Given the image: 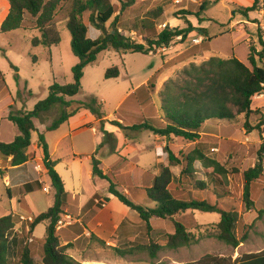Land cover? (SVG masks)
<instances>
[{
    "label": "trees",
    "instance_id": "obj_1",
    "mask_svg": "<svg viewBox=\"0 0 264 264\" xmlns=\"http://www.w3.org/2000/svg\"><path fill=\"white\" fill-rule=\"evenodd\" d=\"M10 12L6 20L0 27L2 33H9L16 30L25 29V23L30 18L34 24V29L39 35L32 39L34 47L52 48L60 45L62 38L59 26L55 18L59 9L67 2L71 1V10L63 24L71 34V50L79 62L72 68L73 82L65 85L54 83L49 88V95L46 99L40 101L32 111L10 112L8 120L15 124L20 131V135L9 144L0 142V155L4 158V169H0V177L3 176L7 168V161L11 167L32 165L33 159L30 158L28 151L32 146V133L36 131L34 121L45 119L47 113L55 109L61 110L58 119L54 120L47 128V132L58 130L71 117L82 110H88L97 120L105 118L102 103L92 97L87 101L68 100L74 98L82 90V80L85 75V69L94 65L100 54L106 51L125 52L131 54H142L148 56L155 51L154 48L169 46L178 36L186 39L188 35L197 31L187 16L196 17L199 22L208 21L202 19L208 6L204 3L199 7L197 13L182 11L181 16L186 27L184 29L166 27L162 32L156 34L155 25L150 21L143 22L140 27L143 30L151 31L150 37L144 36L143 42L139 43L131 37L123 35L119 31V15L116 7L111 0H8ZM122 4L121 14L126 8L135 4L136 0H128ZM261 0H255L251 7H238L233 11V16L240 15L245 20H250V14L259 9ZM89 13V22L91 26L101 32L99 38L92 40L88 37V28L84 21V15ZM150 16H153L150 14ZM28 17V19H27ZM111 24V28L107 25ZM128 28V27H127ZM27 30V29H25ZM206 30L202 29L204 33ZM261 51L250 46L248 61L250 67L244 65L236 58L222 60L211 58L202 65L197 66L191 63L189 69L185 70L187 79L184 85L172 81L165 88V96L160 108L161 120L149 121L144 116L138 118H125L129 126H124L119 122H113L112 125L122 131L131 129L136 132L151 131L155 135L166 137L169 140H182L185 142H195L200 138V133L207 121H235L238 116L245 115V129L249 130L251 125L249 119L256 114L252 110L253 99L257 95L264 94V41L259 35ZM209 50V43L203 41L200 46H195L185 53L181 54L173 61L172 65L187 63L191 59L201 56V53ZM175 62V63H174ZM17 73L19 70L11 65ZM120 77V68L115 66L108 69L105 73L107 80ZM3 74L0 71V80ZM155 80V79H153ZM150 81L147 89L154 92L156 84ZM4 81V79H3ZM156 83V82H155ZM136 95L131 96L125 103V107L131 106L136 102ZM133 110V109H132ZM129 114L133 116V111ZM132 112V114H131ZM46 114V115H45ZM128 114V113H127ZM47 121V120H44ZM45 123V122H44ZM155 123V124H153ZM104 124V123H103ZM264 123H260L254 130L260 131ZM104 126V125H103ZM102 131L106 137L108 133ZM261 133V131H260ZM38 145L42 148L48 176L51 181V189L55 194V202L48 211L36 216L33 222L26 227L27 232L33 233L34 230L43 222H49L46 228V236L43 239V264H77V262L67 254L72 241L67 245H61L57 236V227L64 214L63 198L66 194L64 183L55 170L56 164L49 159V148L43 134L39 135ZM169 155L170 166L163 167L161 175L156 178L154 185L146 189L147 200L155 204L154 207H145L133 203L129 197L120 192L118 188V179L112 174L105 175L100 169V163L93 159L92 173L94 178H100L109 182V193L116 197L122 204L133 211H136L144 223L145 233L150 236L153 228L151 221L155 218L169 220L173 223L175 233L164 236L162 240L164 247L171 251L178 250L197 244L194 232L186 224L177 219L188 211L202 212L209 214H218L220 222L216 225V239L223 242L232 249H238L248 240V233L242 238L238 236V228L241 224V215L236 211H226L218 204H213L209 200H182L175 198L170 191L174 175L170 169L172 166L182 164V160L169 149H166ZM258 161L254 167L249 168L243 173L244 188L243 202L247 211L254 210L255 204L251 200V186L254 182L264 178V142L262 143L258 154ZM200 161L206 169H213V174L222 178L226 177L227 170L217 161L209 159L203 153L194 151L185 158V166L181 177H190L194 179L193 162ZM33 167V165H32ZM117 180V181H116ZM220 187H225L223 181L218 182ZM31 186V187H30ZM25 188V192H31L34 187L39 185H30ZM41 186V184H40ZM129 186L131 184L129 183ZM198 187L205 186L202 181L197 182ZM34 190V189H33ZM222 191L223 196H227ZM95 198H99L96 196ZM258 218L264 216V209L258 211ZM17 223L14 215H8L0 218V264H10L9 254L11 250L10 235L13 234ZM250 225L249 227H251ZM243 228H247L243 226ZM14 240V238L12 239ZM76 239L74 241H79ZM161 245L152 243L150 253L153 258L162 248ZM37 258L32 254L31 249L26 247L22 252L20 264H36ZM189 264H264V250L256 254H247L237 259L222 258L212 255H206L199 261Z\"/></svg>",
    "mask_w": 264,
    "mask_h": 264
},
{
    "label": "crops",
    "instance_id": "obj_2",
    "mask_svg": "<svg viewBox=\"0 0 264 264\" xmlns=\"http://www.w3.org/2000/svg\"><path fill=\"white\" fill-rule=\"evenodd\" d=\"M122 1L124 3L128 2V0ZM230 1V7H228L229 0H136L135 4L126 8L122 14L120 13L122 8L121 2H119V0H115L112 4L118 11L116 16L119 15L120 18L118 24L119 31L127 37L131 36L132 39L139 43H144V36L150 37L152 32L149 30H145L143 33L138 32L136 30L137 27L135 26H132L131 28L128 27V29L127 22L143 23L150 21L153 25H155V29L157 31L160 24L159 22L162 19H165V16L168 17L167 10L176 9L189 11L191 8L199 9V7L204 3H208L207 9L209 6L215 4L221 5L223 9L229 10V21H232V18L234 17L233 11L235 10L234 6L251 7L255 0ZM152 7L156 10L148 11L150 10L149 8ZM145 9H147V11L143 13L142 17H139V14H141V12ZM206 11L201 14V18L207 19L208 21L199 22V20L194 16H187V19L192 22L196 29H198L194 33L198 32L199 35L204 38V41L209 43V50L202 52L201 56L191 59L189 63L182 64L195 63L198 65L199 62L204 63L209 61L211 58H223V55L221 56L219 51L214 48L213 41L217 40L218 37L222 38L225 35H229V27L232 28L234 22H231L232 24L226 29V33L219 31L216 32V34H211L209 32L210 23L219 24L220 22L206 16ZM9 12V1L0 0V27L8 17ZM150 14L153 16H150ZM252 15L253 13L250 14V18H252ZM241 22L244 24L247 20L242 19L237 23ZM124 23L126 26L122 27V24ZM163 23L174 28L183 29L185 27L183 19L179 16L168 17L167 21ZM85 24L88 28L89 34V27L86 21ZM63 26L64 25L59 26V29ZM221 26L225 27L226 25L221 24ZM202 29H205L206 31L203 33ZM162 31L163 30L161 29L157 34ZM127 33H131L130 36L127 35ZM136 33L137 35H135V37L132 36V34ZM33 34L36 36L39 35V33ZM243 34L244 36H248L245 31ZM33 37L34 36H30L29 39L32 40ZM242 38L244 37L242 36ZM230 40L232 41V52L231 57L226 60L236 58L249 67L250 64L248 57L250 53V39H244L243 42L241 39H233V37H231ZM58 46L45 48L49 52L52 62L54 61L53 50L55 48L57 49ZM196 46H200V44ZM241 46L244 47L242 52L240 51ZM188 50L189 49H185L176 57ZM102 54H100V56ZM148 56L151 60L148 62V69L144 70L143 74L139 73L135 69L132 70L128 65L123 64L124 70L126 71V78L130 81V85L129 87L126 86L127 88H125L124 94L120 97L118 103L116 104L114 112L109 114L104 113V119L97 120L90 111L82 110L75 116L71 117L58 130L53 132H47L46 128L49 125L40 121L45 128L41 134L46 133V136L44 135V137L49 148V159L51 162L56 164L55 170L61 177L65 187L66 194L63 198V215L65 217H75L77 219V224H80L83 228V234L81 232L79 237L76 239L87 235L91 239L95 238L101 241H107L110 237L111 241L122 246L126 244L137 245L140 239L146 235L144 223L139 214L122 204L116 197L109 193L110 185L108 181L93 177L92 165H90L88 169H85V167L84 169L87 171V177L89 181L92 182L94 187L91 188L88 193H85L82 190L80 183L81 176L80 171L78 172V168L82 166V170L84 162L93 163V159H96L99 161L100 169L105 175L112 174L118 179V181L116 180L119 184L117 189L120 192L125 193L131 201L134 199L135 202L132 201L133 203L146 207H154L155 204L149 203L147 200L146 189H149L154 185L156 178L161 175L163 167L170 166L169 155L166 152V149H169L182 160V164L170 167L174 175L172 186L170 188L173 196L175 198L188 201L191 199L203 201L208 198V200L213 204L221 205L224 210L229 211V205L227 203L229 191L226 190L224 193L227 196H223V190H219L221 187L218 184L219 181H223L226 187L227 181L220 177L217 178L216 175L215 177L213 169H206L200 161L193 162L192 167L194 179L190 177H181L183 167L186 164L185 158L192 152L199 151L209 159L220 163L228 172V166L230 165L231 158L239 157L240 160L243 152L247 151L250 145L253 147H261L264 142V133H260V131L252 129L257 126L256 114L252 115L249 119V123L251 125L249 130H246L244 127L246 122L245 115L238 116L235 121H207L202 128L200 138L195 142H185L179 139L169 140L166 137L155 135L151 131H122L118 127L112 125V118L115 117L117 122L125 126L124 114L127 112L129 113L132 109L135 111L136 116L139 117L142 115L146 119L153 118L152 114L149 113V108L151 106L155 109L154 111H157V113L159 112V103H161L160 94L163 90L162 88L164 87V84L169 80H166L165 77L166 75L167 78L172 76V72H175V69L178 68L180 64L168 68L167 66L171 63L170 61L173 60V58L164 62L158 55ZM78 62L79 60L77 58L72 62L70 68H73L76 64H78ZM87 69L88 67L85 69V73ZM121 75L120 69V77L116 80L120 79ZM153 79H157L158 82L156 84L155 91L151 92L147 89V87ZM162 79L165 80V83L161 82ZM133 95H136V102L131 106L125 107V103ZM77 96L74 98H68V100L82 101L77 99ZM94 97L102 103L104 108L105 98L98 96ZM2 104L6 105V108L3 112L0 111V120L6 122L8 126L5 132L0 129V142L9 144L20 135V131L17 126L8 120L10 112L12 111L17 113L19 111H29L25 110L21 106L18 107L14 95L11 93L6 96L5 99H1L0 97V105ZM252 110L256 113L260 112L259 116H264V94L255 96L252 103ZM102 127H104V131L108 133V137H106L103 133ZM88 132H91L92 134L90 139L88 135H86ZM255 133L258 134L259 141L257 142L254 140ZM49 134L51 137H48ZM33 148H35L37 152L36 160L40 158L44 159L43 150L39 147L38 142H32V146L30 147L28 154H30ZM11 160V158L8 159V165L5 173L0 177V218L11 214L13 215V213L17 211L24 212L28 215H35L34 208L41 205V203L34 196L38 188L34 187V190L31 189V192L28 193L25 192V188L27 186L29 187L30 185L37 184L39 185V188L42 189L43 193L51 194L52 189L51 181L50 179L48 180L49 176L44 179L46 184L40 186L34 166L32 167V165L27 164L26 166L11 167L9 166V162ZM0 169H4V158L1 155ZM63 170L66 172V176L70 181L65 177ZM198 181L204 182L205 186L201 188L198 187ZM129 183L131 186H129ZM45 186L50 188V193L43 191ZM100 187L103 189L102 191L98 190ZM134 195L138 196V200L133 198L135 197ZM96 196H99V198H95ZM54 202L55 197L47 204V207H52ZM40 214L42 213L38 212L35 216ZM191 216L195 218L196 212L188 211L177 219L181 220L185 224V220ZM153 220L151 221L153 228L151 233L157 230V228L154 227L155 222ZM158 220V222L169 221L161 219ZM218 223L213 224L217 225ZM189 224L191 225L190 222ZM196 225L201 226L197 220ZM37 230L38 226L32 233L35 238ZM14 231L17 232L16 229ZM25 232L27 233V230H25ZM161 233L162 231L158 234L160 235ZM174 233L175 229L173 226L166 235ZM19 234H23V232ZM44 237L38 239H44ZM13 238L14 240H12ZM69 242L70 241H65L64 245H67ZM10 245V254L13 256L20 248V238L15 235V233H13L10 237Z\"/></svg>",
    "mask_w": 264,
    "mask_h": 264
},
{
    "label": "rangeland",
    "instance_id": "obj_3",
    "mask_svg": "<svg viewBox=\"0 0 264 264\" xmlns=\"http://www.w3.org/2000/svg\"><path fill=\"white\" fill-rule=\"evenodd\" d=\"M114 1L115 0H111V2ZM230 2L231 1L229 0L228 7H230ZM71 6L72 2L69 1L59 9L55 18L57 25L62 26L65 23L66 18L71 10ZM238 7L239 6H234V9H237ZM149 9L150 10L148 11L156 10L153 7ZM146 11L147 9L143 10L141 14H139V17H142L143 13ZM182 11L184 12L186 10L170 9L167 10V16H179L184 18V15L181 16ZM189 11L191 13H197L199 9L191 8ZM206 16L217 20V22H220L219 24L210 23L209 32L211 34H216V32L219 31L226 33V29L232 24L231 22H234L233 27H229V35H225L222 38L218 37L217 40L213 39L214 48L219 51L221 56L223 55L222 60H226L227 58L231 57V37H233V39H241L243 42L244 39L246 40L249 38V47L253 46L257 51L262 50V47L259 43V35L263 37L264 41V0H261L259 9L256 12H253L252 18H250V20L244 24H242V22L237 23L239 20L244 19L240 15H235L232 18V21H229L230 12L229 10L223 9L221 5L213 4L212 6H209L206 11ZM168 17L165 16V19H162L159 22L160 24L156 34L161 29L164 30L166 26L171 27L170 25L163 23L167 21ZM84 19L89 27V38L95 40L100 35V31L91 26L89 22V13L84 15ZM32 21L33 20L29 18L25 23V29L27 30L22 29L9 33H2L0 31V71L2 72L4 79V81L3 79L0 80V97L1 99H5V97L10 93L13 94L18 107L21 106L27 111H32L40 101L48 97L49 88L54 83L64 85L73 82L72 68H70V65L77 59L71 50V34L68 32L65 26L60 27L59 29L61 32L62 41L58 48L53 50V62L50 59L49 52L45 48L41 46L34 47L32 45V40L29 38L30 36L35 37L36 35L33 33H38V31L34 29L35 26L32 24ZM140 24V22H127V27L131 28L132 26H135L137 27L136 30L138 32L143 33L145 30L140 27ZM221 24L226 26H221ZM110 25L111 24L109 23L107 27L111 28ZM124 26H126L125 23L122 24V27ZM244 31L248 34V36H244ZM130 34L131 33H127L129 36ZM135 35H137V33L132 34L134 37ZM198 36V32H193L188 35L186 39H175L166 50H155L150 55H158L159 58H161L164 62L172 58L174 60L177 58L176 56L185 49H191L195 47V40L198 38ZM242 36L244 38H242ZM243 50L244 47L241 46L240 51L242 52ZM149 60H151L149 56H143L141 54L118 53L115 51L104 52L98 58V61L94 65L89 66L86 70L85 77L82 80V90L78 94L77 99L85 102L94 96L105 98L103 112L106 114L111 112L113 113L116 108V104L125 92V88L129 87L130 85V81L126 78V71L124 70L123 64H126L132 70L135 69L139 73L143 74L144 70L148 69L147 65ZM202 64L203 63L199 62L197 66ZM11 65H14L19 70V72L17 73L14 69H12ZM115 66L121 69V78L118 80H107L105 78L106 71ZM173 66L174 65L170 63L167 67L171 68ZM190 66L191 64L181 63L178 68L175 69V72H172V76L167 78L166 75V80L169 79L166 83L164 82L165 80L162 79L161 82H164L165 84L160 94L161 103H159V112L157 113V111H154L155 109L153 106H151L149 108V113L152 114L153 118H149V121H155V119L159 121L161 120L160 108L162 106V101L164 100L166 86L170 85L169 83L172 81H176L177 83L184 85V81L187 79L185 76V70L189 69ZM157 82L158 80L155 79L152 83L157 84ZM5 108L6 105H0L1 112H3ZM132 111L133 116L127 112L128 114L125 113L124 117L138 118L135 111ZM60 114L61 110L55 109L52 112L47 113V115L45 114V119H41L43 121L42 123L45 122L44 124L50 125L54 120L59 118ZM256 115L257 124H255L259 125L260 123H264V116H259L260 112H257ZM112 119L113 120L111 123L117 122L115 117ZM35 124L37 129L32 134L33 143L38 142L39 134H41L45 129L40 120L37 119ZM124 124L125 126H128L130 123L125 121ZM7 126L8 125L6 122L0 120V129L5 132L7 130ZM263 126L264 125L261 127ZM260 131L261 133H264V127ZM43 135L46 136V133ZM86 135H88L89 139L92 137L91 132H88ZM48 137H51L50 134ZM254 140L256 142L259 141L257 133L254 134ZM259 147H253L250 145L247 151L243 152L240 160L239 157L231 158L230 165L228 166V175H226V177L222 176V178L227 181V186H223L221 188L218 187L219 190L229 191V198L227 200L229 211H236L241 215V224L238 228V236L242 238L245 233H248V240L236 250L217 240L215 237L217 228L216 224L213 223H218L221 219L220 216L218 214L202 212H196L195 218L191 216L185 220V224L189 229H191L192 232H194L195 240L198 241V243L189 247L180 248L175 251H171L164 247L165 243L162 241L168 231L172 229V222H158V219L153 220L155 222L154 227L157 228V230L151 233L150 236L145 235L140 239L137 245L126 244L120 246L111 241L110 237L107 241H101L95 238L91 239L89 236L84 235L79 241H74L77 237H79L81 232L83 234V228L80 226V224H77V219L75 217H65L63 215L61 221L64 223L65 228H57L56 232L60 243L61 245H64L65 241H72L71 247L67 250V254L72 257L77 262V264H189L191 262L199 261L206 255L232 258L235 260L238 257L247 254L259 253L264 250V216L261 219H257L258 211L264 209V178L254 182L251 186V200L255 204L254 210L247 211L243 202V173L257 164V154L260 149ZM29 156L31 159H33L32 165L34 166V162L37 158V152L35 148H33ZM90 165H92L91 162H84L82 170V166L78 168V172L80 171L81 176V188L85 193H88V191L94 187L92 182L89 181L87 177V171L85 170L88 169ZM63 172L67 180H69L66 176V172L64 170ZM42 178L45 177L42 176ZM45 184H42L41 186ZM98 190L102 191L103 189L100 187ZM34 196L41 203V205L34 208V214L36 215L38 212L44 213L49 210L47 204L54 199L55 194L53 190L51 191V194H45L42 192L41 188H38ZM134 196L135 197L133 198L138 200V196ZM206 200H208V198ZM132 201L135 202L134 199H132ZM13 215L15 216V222L19 224L15 228L17 232L14 231L13 233H15V235L20 238V248L14 253L13 256L9 254V263L20 264L22 252L26 247H28L31 249L32 254L37 258L36 264H43V239L38 238L46 236V228L49 222H43L38 226L37 235L35 238L31 233H26L25 230L31 222L29 218H32L33 220L36 218V216L28 215L24 212L18 211L13 213ZM196 220L201 224V226L196 225ZM250 225L252 226L249 227ZM243 226H246L247 228L245 229ZM160 231H162V233L159 235L158 233ZM21 232H23V234H19ZM152 243H156L164 247L158 251L156 258H153L150 253V247Z\"/></svg>",
    "mask_w": 264,
    "mask_h": 264
},
{
    "label": "built area",
    "instance_id": "obj_4",
    "mask_svg": "<svg viewBox=\"0 0 264 264\" xmlns=\"http://www.w3.org/2000/svg\"><path fill=\"white\" fill-rule=\"evenodd\" d=\"M177 40H182L183 39V37L182 36H178L177 38H176ZM204 41V38L202 37V36H198V38L195 40V43H196V45H199V44H201L202 42ZM167 47L168 46H163V47H161V48H154V50H158V51H164V50H166L167 49ZM153 52H151V54H152ZM213 151H215V150H213ZM34 169H35V171H36V173H37V175L39 176V182H40V184H45L44 182V179L46 178V177H48V169H47V167H46V163H45V160L44 159H37V160H35V162H34ZM42 176L43 177H45V178H42ZM43 191L44 192H46V193H50V188L49 187H47V186H45L44 188H43ZM29 220L31 221V222H33V220H32V218H29ZM30 222V223H31ZM65 226H64V223H62V221H60L59 222V224H58V229H62V228H64Z\"/></svg>",
    "mask_w": 264,
    "mask_h": 264
}]
</instances>
